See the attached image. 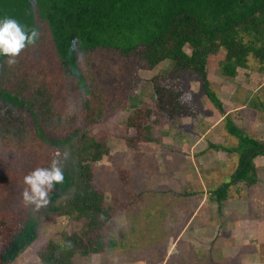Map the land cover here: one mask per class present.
Masks as SVG:
<instances>
[{
	"label": "trees",
	"instance_id": "obj_1",
	"mask_svg": "<svg viewBox=\"0 0 264 264\" xmlns=\"http://www.w3.org/2000/svg\"><path fill=\"white\" fill-rule=\"evenodd\" d=\"M5 16L36 28L39 39L12 66L0 56V264H10L36 241L40 213L22 202L23 176L48 167L61 148H70V168L44 209L79 222V228L61 233L58 243L47 242L38 254L41 264H72L76 254L111 247L102 229L140 199L142 191L131 190L126 170L117 168L124 200L106 203L92 181L94 163L107 151L84 129L101 114L96 84L104 76L131 92L141 82L139 70L168 61L147 80L151 103L132 108L124 118L131 136L122 141L135 150L151 140L154 115L173 125L201 111L183 84L190 73L221 115L225 132L236 139L231 147L212 146L236 154V161L227 182L208 198L220 206L229 187L256 184L254 160L264 156V140L233 123L210 89L207 62L217 56L220 75L228 79L246 68L249 57L264 62V0H0V18Z\"/></svg>",
	"mask_w": 264,
	"mask_h": 264
},
{
	"label": "rangeland",
	"instance_id": "obj_2",
	"mask_svg": "<svg viewBox=\"0 0 264 264\" xmlns=\"http://www.w3.org/2000/svg\"><path fill=\"white\" fill-rule=\"evenodd\" d=\"M184 50L188 52L186 48ZM217 58L215 56L208 59V76L215 84H225L227 87V78L220 75ZM167 64L168 61L164 60L149 71L139 70L137 73L141 82L131 92L118 88L114 81L105 76L96 84L100 92L101 114L93 125L84 130L95 140L103 141L107 153L94 163L93 184L102 190L106 203L124 200V188L117 175V168H120L129 173L131 190H140L142 195L136 203L116 213L111 222L102 229L104 238L112 242L111 247L85 257L76 254L72 258V264H264V157H258L254 161L256 184L245 187L244 184L237 183L229 187L228 200L238 199L239 203L233 207L224 201L218 211L215 202H207L206 198L220 183L227 182L235 165L236 154L220 153V150L215 149L217 153L210 152L214 154L212 159L202 152L200 158L204 163L200 165L206 166V169L203 171L197 167V176L203 179L197 187V202L201 195L205 198L200 209L205 215L202 218L197 215L190 219L193 225L197 224V246L193 242L195 235L190 236L192 246L187 240L189 233L178 235L186 226L194 208L188 204L195 198L192 193L177 197L171 192L181 194L190 190L196 178L192 176V182H186L185 185L183 173L188 168L194 169V162L187 154L181 156V151L175 147L172 149L167 146V151L158 141L159 138H217L219 146L236 145V139L225 132L220 114L202 95L199 82L190 73H186L183 84L191 90L207 119L204 120L202 115L196 114L191 121L186 122L187 124L176 121L175 126L164 124L160 116L154 115L149 133L152 139L149 142L151 148L148 151L146 142L133 150L126 147L122 141V136H131V131L128 134L123 124L125 116L132 108L151 103L152 94L147 80L165 69ZM234 78L236 89L228 104L232 107H243L229 115L234 124L241 127L240 129L250 137L264 140V62L259 63L249 57L246 68H237ZM210 89L215 93L213 88ZM64 109L67 112L69 106ZM207 128H210L211 135L205 136L204 131ZM154 138H157L156 142H153ZM65 150L69 151L70 148H61L59 151L63 153ZM162 152L166 153V156L162 155ZM200 155H197V159ZM70 159L71 153L70 158L64 162V171L69 170ZM38 211L40 217L37 222L36 241L10 264H41L38 254L47 242L58 243L61 233H70L79 228V222L71 218L49 215L44 207ZM201 219H204V222H201ZM199 223L202 224L201 229H198ZM214 224L218 234L212 228ZM230 228L234 229L235 241L229 233ZM204 230L208 236L212 231V237L217 238L208 242V246L205 245L206 242L203 244L200 241L202 235L207 236ZM191 233L194 234V231ZM237 233H244L245 238L239 239ZM249 255L252 258L255 255L257 261H254V257L248 262Z\"/></svg>",
	"mask_w": 264,
	"mask_h": 264
},
{
	"label": "crops",
	"instance_id": "obj_3",
	"mask_svg": "<svg viewBox=\"0 0 264 264\" xmlns=\"http://www.w3.org/2000/svg\"><path fill=\"white\" fill-rule=\"evenodd\" d=\"M209 74H208V72H207V79H208V81H209V86H210V88H213V90L215 91V94L217 95V97L219 98V100L221 101V103H222V105L223 106H225V111H227L228 113H231V112H233V111H235V110H237V109H239L240 107H243L242 105H240V106H238V105H236V106H234V107H232V106H229V104H228V102H229V100L232 98V96H234V93H235V89H236V80H235V78H233V79H228L227 78V80L225 81V82H228L227 83V87L225 86V84L224 85H222V84H215L214 82H212V80L209 78V76H208ZM224 82V81H223ZM224 82V83H225ZM213 86H216V88L215 87H213ZM223 93H224V95H223ZM234 102V104H236V102L235 101H233ZM201 112V113H200ZM198 114L199 115H202L203 116V111L201 110ZM203 112V113H202ZM232 114V113H231ZM220 116V118H221V115H219ZM240 116V115H239ZM231 117V116H230ZM203 118H204V120H206L207 119V116H203ZM231 119H232V117H231ZM234 120V119H233ZM177 121H181V124H183V122L184 123H186L188 120L186 119V118H182V119H179V120H177ZM234 123V122H233ZM187 124V123H186ZM206 125V124H205ZM175 126H176V124H175ZM236 126L237 127H239L237 124H236ZM168 128V127H167ZM241 128V127H240ZM248 128V127H247ZM164 131H166V130H164ZM210 128H207L205 131H204V134H205V136L206 135H211V134H209L210 133ZM156 139L157 138H154V140L155 141H153V142H156ZM216 139L217 138H159V142H161V144H163L166 148H167V151H169L168 149L171 147L172 149H179L180 151H181V153H179L181 156H184L183 154H187L188 155V157L194 162V165H193V167H194V169L193 168H188L187 170H185L184 171V173H183V175H184V183H185V185H186V182L187 183H191L192 181H191V178H192V176H194V178H196V181L194 182V184L192 185V187H190V190L189 191H187L186 193L187 194H191L192 193V195L194 194V200H193V202L191 203V204H188L189 206H194V208H193V211L191 212V214H190V218L186 221V226L185 227H183L179 232H178V235L179 234H181V233H184L185 232V234H188V238H187V240H188V243L190 244V246H192L193 245V243H191V238H190V236L191 235H195L196 236V238H194V240H193V242H194V245L195 246H197V224H192V222H190V219L192 218V219H194L195 217H197V215L200 217V218H202L203 217V215H205L204 214V212L201 210L200 211V209H201V207L203 206V200H205V198L204 197H202V195H201V197L200 198H198L199 200H198V202H197V192H198V190H199V188H197L198 186H200V184H201V182L203 181V179H202V177H198L197 176V167L199 168V169H201V170H203V171H205V169H206V166H202V165H200L201 163H204V161L202 160V158H200L201 157V153L203 152V154H205L206 156H211V158L213 159L214 158V154H211L210 152H214L215 151V149L212 147V146H216V145H219V142H217L216 141ZM152 140V139H151ZM151 140L150 141H147L146 142V144L148 145V146H145L146 147V150L148 151L151 147L149 146V142H151ZM169 148H168V147ZM233 146V145H232ZM141 147V146H140ZM173 147H175V148H173ZM227 147V146H226ZM229 147V146H228ZM157 150H160V149H157ZM210 150V151H209ZM216 152V151H215ZM220 153H223L224 151H219ZM217 153V152H216ZM226 153V152H225ZM228 154V153H227ZM229 154H231V155H234V153H229ZM162 155H164V156H166V153H164V152H162ZM197 155H200L199 156V158L197 159ZM226 157V156H225ZM258 157H264V156H258ZM257 157V158H258ZM226 159V158H225ZM256 159V158H255ZM255 161V160H254ZM202 166V167H201ZM234 168V167H233ZM232 168V169H233ZM232 171V170H231ZM178 172V171H177ZM207 172V171H206ZM210 173H211V171H209ZM171 191H173V190H171ZM195 193H196V195H195ZM208 196H209V193H208ZM189 197V196H188ZM229 197H230V191L228 192V194H227V198H226V200H225V202H226V204H230L231 206H233V207H235V206H237L238 205V199H235V200H233V201H230V200H228L229 199ZM207 200V202H213L210 198H206ZM223 204V203H222ZM221 204V205H222ZM218 207V211H220L219 210V206H217ZM201 222H204V219H201ZM200 224V226L198 227V229H201L202 228V224L201 223H199ZM192 225H193V228H192ZM210 227V226H209ZM213 230H214V232L216 233V234H218V232H217V229H216V224H214L213 225ZM229 228V227H228ZM194 231V234H192L191 232L192 231ZM206 230H207V228H206ZM191 231V232H190ZM211 232V235L210 236H208V234H207V231H205L204 230V234L206 233L207 234V236L205 237V236H201L200 237V241L204 244V242H206V244L205 245H207L208 244V242H212L213 240H215V239H217L216 237H212L213 235H214V233L212 232V231H210ZM229 233H230V235H231V237H232V239H234V241H235V238H234V236H233V233H234V229L233 228H230L229 229ZM239 236V237H238ZM237 237L240 239V238H245V234L244 233H241L240 235H238V233H237ZM218 244V243H217ZM208 246V245H207ZM206 246V247H207ZM221 247V246H220ZM222 249V248H221ZM171 253V252H170ZM256 255V254H255ZM255 255H254V257H255ZM246 257L248 256L247 254L245 255ZM254 257L252 258V256L251 255H249V261L248 262H251L250 260H253L254 259ZM257 257H255V259H254V261L256 262L257 260ZM242 261H244V258L242 259Z\"/></svg>",
	"mask_w": 264,
	"mask_h": 264
},
{
	"label": "clouds",
	"instance_id": "obj_4",
	"mask_svg": "<svg viewBox=\"0 0 264 264\" xmlns=\"http://www.w3.org/2000/svg\"><path fill=\"white\" fill-rule=\"evenodd\" d=\"M39 39L36 28L29 29L18 20L5 16L0 18V56L8 59L6 64L14 65L16 58L27 47L35 45ZM70 158V152L59 150L53 153L48 167H36L23 176L20 196L25 206H33L36 210L46 207L50 202L49 194L56 184H63L64 162ZM68 246L71 243L68 242Z\"/></svg>",
	"mask_w": 264,
	"mask_h": 264
}]
</instances>
